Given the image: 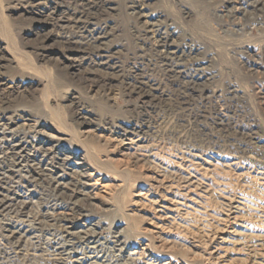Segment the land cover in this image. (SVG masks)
<instances>
[{
  "label": "rangeland",
  "instance_id": "obj_1",
  "mask_svg": "<svg viewBox=\"0 0 264 264\" xmlns=\"http://www.w3.org/2000/svg\"><path fill=\"white\" fill-rule=\"evenodd\" d=\"M1 125L0 264H264V0H0Z\"/></svg>",
  "mask_w": 264,
  "mask_h": 264
},
{
  "label": "bare ground",
  "instance_id": "obj_2",
  "mask_svg": "<svg viewBox=\"0 0 264 264\" xmlns=\"http://www.w3.org/2000/svg\"><path fill=\"white\" fill-rule=\"evenodd\" d=\"M95 40L96 38H94L93 40L90 39L87 41L88 42L87 44L92 45V42H95ZM1 126L2 127L0 129L2 130V132H0V170L4 171V173L1 174L2 177L0 178V183H1L0 184V215L10 214V215H13L14 218L16 219V221L9 222L6 227L5 226L3 227V229L4 231L5 230L8 231L11 235V236L9 235L8 241L11 242L12 240H14V244L18 246L20 244V237L17 238L16 233H18L20 236H26L25 234L29 232V230L38 228L40 226V222L35 221V223L32 222L29 225V223L26 224V221L22 222L21 220H19L20 217L25 216L24 215L25 211L28 209V202L25 200L22 202H17L18 200L17 198H15V193L17 192V189H15L16 187L13 188L11 185L14 183H20L19 179H18L19 181L15 182L16 175H15L14 170L18 169L20 166L22 168L23 165L21 163V160L24 158L26 147H23L22 141H17L18 138L16 137L14 130H11L8 127V125H1ZM50 154H51L50 149H45L44 152L42 153V157L43 158L48 157ZM36 169H37V171L35 170L37 172L36 175L40 177L42 181H44L45 185L50 190V194L52 195L51 198L53 199L54 203L58 202L60 199H62V197L66 196L65 195L67 192L66 186H70V185L67 184L65 186V184L63 183L64 181L63 177H60V176L55 177L54 175L51 174V172L48 173V171H51V170H47V169L41 170L40 168H36ZM80 173L82 175L81 177L83 178L87 177V175L83 171L80 170ZM26 183L27 185H29V183H32V181H26ZM81 184L83 185V181H78L75 183L77 187L81 186ZM54 206L55 208L58 207L57 204H54ZM58 216H57L58 218L52 217L53 218L52 221L55 222L56 225L57 224L60 225L59 235L63 239L71 241L72 239H74L73 238L74 233L71 234V232L68 230L69 228H67V224H66L67 220L64 218L63 214L58 215ZM27 226L29 228L25 230ZM85 238L88 242H90L91 240H94V238L88 236V234L86 235ZM91 244H94V241L91 242ZM91 249L95 250L96 248L91 247ZM55 252H56L55 256H59L62 254L61 248L56 247ZM88 258L87 257L77 258L78 264H92L91 260H87ZM52 264H63V259L56 258L54 259Z\"/></svg>",
  "mask_w": 264,
  "mask_h": 264
}]
</instances>
